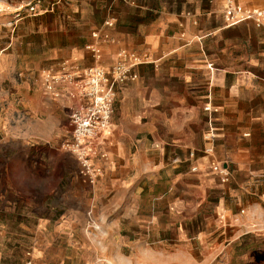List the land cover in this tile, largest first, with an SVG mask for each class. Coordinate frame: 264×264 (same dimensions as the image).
Listing matches in <instances>:
<instances>
[{"label": "crops", "instance_id": "1", "mask_svg": "<svg viewBox=\"0 0 264 264\" xmlns=\"http://www.w3.org/2000/svg\"><path fill=\"white\" fill-rule=\"evenodd\" d=\"M239 2L248 9L264 7V0ZM69 5L73 33L58 46L47 43L44 76L37 84L31 74L27 83L30 134L50 143L67 128L75 105L68 78L92 66L111 72L118 64L135 76L118 84L114 114L94 158L104 170L94 191L104 196L88 206L76 204L93 210L108 249L122 248L113 241L134 239V232L123 228L126 223L141 227L138 254L153 258L146 264H241L242 251L233 244L252 231L256 218L236 213L237 205L256 212L258 189L237 184L258 167L240 173L232 189L211 166L220 161L231 171L233 159H252L253 145L263 142L258 132L264 130V27L253 20L229 26L226 0H71ZM210 129L212 142L206 138ZM210 145L213 152H206ZM210 198L214 214L202 217ZM63 220L69 234L62 238L57 264H70L65 258L82 251L70 232L83 231L85 213L70 210ZM12 253L0 248V264ZM27 254L26 264H42Z\"/></svg>", "mask_w": 264, "mask_h": 264}, {"label": "rangeland", "instance_id": "2", "mask_svg": "<svg viewBox=\"0 0 264 264\" xmlns=\"http://www.w3.org/2000/svg\"><path fill=\"white\" fill-rule=\"evenodd\" d=\"M69 4L71 0H0V248L10 249L15 256L6 257L5 264H26L28 252L33 254L32 261L57 264L62 261L58 254L62 238L69 234L63 218L67 211L75 210L84 211L85 224L83 231L70 232L82 250L79 257L65 258L70 264H146L153 258L138 254L136 239L141 227L126 223L123 228L133 231L130 236L134 239L113 241L118 247L122 243V248L108 249L110 242L100 235L102 225L92 220L93 210L76 204L88 206L98 195L104 196L94 191L104 170L99 168L94 185L79 175L78 161L66 146L72 142L68 122L71 110L67 128L53 142L32 136L28 128L27 83L31 74L37 84L44 76L41 56L47 43L58 46L73 33L75 19ZM258 133L263 142L253 145L252 159H233L232 176L225 184L232 188L240 173L258 167L256 173L250 172V178L245 176L237 184L238 188L251 184L258 189L252 202L258 207L256 212L250 213L248 204L237 205L236 213L256 218L250 224L252 231L233 244L242 251L241 264H264V130ZM93 161L97 167V159ZM208 202L202 217L214 214L215 198Z\"/></svg>", "mask_w": 264, "mask_h": 264}, {"label": "built area", "instance_id": "3", "mask_svg": "<svg viewBox=\"0 0 264 264\" xmlns=\"http://www.w3.org/2000/svg\"><path fill=\"white\" fill-rule=\"evenodd\" d=\"M224 16L229 26L253 20L264 27V7L248 9L239 0H226ZM130 76L135 77L131 69L118 64L111 72L100 66H92L83 74L68 78V82L74 87L70 96L75 105L69 117L72 142H68L66 146L78 161L79 175L89 184L94 185L99 176L100 169L95 167L93 160L101 153L103 136L114 114L117 86ZM53 81L51 75L46 77L48 87H52ZM205 110L210 111L211 106H206ZM206 138L213 141V129H210ZM205 151L213 152V146H208ZM211 169L222 183L230 181L232 174L224 162H216Z\"/></svg>", "mask_w": 264, "mask_h": 264}]
</instances>
